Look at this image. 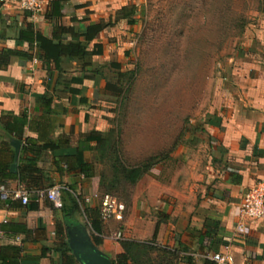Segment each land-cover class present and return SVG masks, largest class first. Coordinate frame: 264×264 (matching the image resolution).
Listing matches in <instances>:
<instances>
[{
	"label": "crops",
	"instance_id": "0c3cea01",
	"mask_svg": "<svg viewBox=\"0 0 264 264\" xmlns=\"http://www.w3.org/2000/svg\"><path fill=\"white\" fill-rule=\"evenodd\" d=\"M42 1L44 8L36 17L0 4V56L5 51L20 54L11 56L6 67L0 65V119L3 113L28 119L22 141H10L13 162L9 171L18 173L21 158L23 165L33 161L39 170L27 183L12 180L5 185L24 191L27 185L33 192L26 191V206L18 200H0V264H61L57 225L64 226L66 219L49 201L38 199L37 189L61 187L66 206L70 195L83 199L100 194L95 173L89 179L68 173L60 157L84 145L85 135L109 132L110 115L104 108L112 99L105 89L110 82L108 70L103 68L93 79L84 75L91 76V71L111 63L123 70L141 5L140 0ZM129 7H135L134 25L120 18L121 10ZM98 24L105 27L91 41L79 38L89 54L99 51L84 61L62 58L56 67L44 59L46 51L39 49L35 39L38 35L53 44L67 45L77 42L74 35L83 34L87 26ZM244 47L231 79L217 90L202 122L204 143L192 151V159L178 163L167 181L160 179L159 168L153 169L132 189L124 220L103 226L98 249L110 260L122 253L112 238L120 232L123 239L154 240L156 246L177 250V264L211 262L209 257L224 246L230 247L234 264H264V219L248 223L244 234L235 231L243 195L264 181V13L247 31ZM48 52L54 55L52 46ZM37 97L50 100L46 108L50 114L38 106ZM26 139L31 151L22 156ZM60 139H68L70 148L54 147ZM5 140L0 128V144ZM12 141L20 143L14 173ZM90 157L92 153L86 152L85 159L90 161ZM86 207L96 209L98 202L91 201ZM77 220L80 226L63 230L65 240H69L68 232L76 235L81 229L90 237L84 222L80 217Z\"/></svg>",
	"mask_w": 264,
	"mask_h": 264
},
{
	"label": "rangeland",
	"instance_id": "374dc122",
	"mask_svg": "<svg viewBox=\"0 0 264 264\" xmlns=\"http://www.w3.org/2000/svg\"><path fill=\"white\" fill-rule=\"evenodd\" d=\"M140 1L123 65L132 74L123 94L104 108L125 163L167 156L155 167L167 181L204 143L202 122L242 59L245 35L264 13V0ZM102 171L108 174L107 163H94L97 177ZM111 195L129 202L121 191Z\"/></svg>",
	"mask_w": 264,
	"mask_h": 264
},
{
	"label": "trees",
	"instance_id": "16d2710c",
	"mask_svg": "<svg viewBox=\"0 0 264 264\" xmlns=\"http://www.w3.org/2000/svg\"><path fill=\"white\" fill-rule=\"evenodd\" d=\"M128 12V13H126ZM135 13V7L123 8L120 12V18L126 19L128 25H134L135 20L131 17ZM105 25H91L85 28V31L81 35H74V41L67 45L53 44L52 41L43 39L36 35V41L38 42L39 49L46 51L44 59L47 61L52 60L55 66H59L58 63L62 58H68L71 60L84 61L87 56L99 53V51L91 52L90 54L86 51L85 45L79 41L80 36H83L85 41L89 42L91 39L96 37L98 33L103 30ZM73 31V30H71ZM54 49V55H51L50 49ZM48 52V53H47ZM11 56H20L19 53L12 51H5L0 56V65L7 66L9 58ZM107 68L108 78L114 77L115 82H107L105 89L111 95L113 99L120 97L123 94L122 83L128 75L132 72H124L119 64L111 63L105 67H99L91 71V76L84 75L85 78L93 79L99 73H102V69ZM70 82H82V79H71ZM97 85V80H94ZM38 106L42 107L45 114H50V110H46L50 105V100H46L43 97H37ZM28 124L26 116H15L12 113H3L0 119V128L4 132L6 140L0 144V187L5 186L7 182L12 180H18L20 183H27L29 176L33 173H38L39 170L34 166L33 161H29L23 165L22 158L20 159V167L17 174H12L9 171V167L13 162V152L10 151V141L17 139L22 141L23 131ZM112 132L109 130L106 134L98 132H92L83 137L82 143L84 145H78L73 153H67L61 156L66 171L68 173H74L83 176L84 179H89L94 174V163L106 162L108 167V174L103 171L99 174V190L101 195H110L113 192L121 191L124 197L130 200L132 189L155 167L160 164L164 159H168L167 156L156 155L151 156L148 159L141 161L135 165H128L125 163L121 156V152L118 148V143L111 140ZM94 142L95 146H89L90 143ZM30 140H25V145L22 148V156L27 152L31 151L29 146ZM70 141L68 139H60L54 147L56 148H70ZM42 149V148H41ZM90 152L93 155L95 161H88L85 159V153ZM65 158V159H64ZM161 179V178H160ZM26 191L28 194H32L33 190L26 185ZM47 189L39 190L37 192L44 191ZM63 190L61 191V193ZM36 193V192H35ZM114 197V196H113ZM116 198V197H115ZM81 199L79 196H69V205H65L62 202V208L60 212L66 219L63 223L64 226L57 225V233L60 235L59 244L57 248L61 255V264H78L74 256L69 249L68 241L65 240L63 230L73 226H80L77 217H83L84 226L90 233L92 243L96 248L102 245L103 237V222L99 216V209L86 208L83 212L78 204V200ZM121 202L118 198H116ZM29 203V202H28ZM36 202H33L35 204ZM123 203V202H121ZM124 204V203H123ZM125 205V204H124ZM26 206V205H25ZM32 209H35L33 206ZM68 239V237H67ZM122 253L118 255L114 260H111L112 264H177L179 259L178 251H173L169 248H163L155 245L154 240L147 242H140L130 239H121L118 241ZM13 252H18L17 248H10ZM205 264H215L213 262H206Z\"/></svg>",
	"mask_w": 264,
	"mask_h": 264
},
{
	"label": "built area",
	"instance_id": "2783aa9c",
	"mask_svg": "<svg viewBox=\"0 0 264 264\" xmlns=\"http://www.w3.org/2000/svg\"><path fill=\"white\" fill-rule=\"evenodd\" d=\"M0 4L16 7L19 11L30 14L31 17H36L44 8L42 0H0ZM61 190V187L54 186L38 192L37 197L38 199L49 201L55 209H61ZM0 200L4 202L18 200L25 206L29 202V196L24 190H9L5 186H1ZM94 200L98 202L99 216L103 224L110 222L120 223L124 220L125 205L110 195L95 194L90 198L79 199L78 204L82 212ZM236 215L238 221L235 231L240 234L245 233L248 223L252 224L264 219V181L258 182L245 192ZM85 222L87 221L85 220ZM112 238L119 241L122 239V235L120 232H116L113 233ZM209 260L215 264H234V258L230 253L229 246H224L221 252L211 255Z\"/></svg>",
	"mask_w": 264,
	"mask_h": 264
},
{
	"label": "water",
	"instance_id": "95a60500",
	"mask_svg": "<svg viewBox=\"0 0 264 264\" xmlns=\"http://www.w3.org/2000/svg\"><path fill=\"white\" fill-rule=\"evenodd\" d=\"M11 145L15 151V160L11 166V172L14 173L20 151V143L12 141ZM68 234V245L78 264H112L111 260L94 246L85 229H81L76 235H73L71 231Z\"/></svg>",
	"mask_w": 264,
	"mask_h": 264
}]
</instances>
